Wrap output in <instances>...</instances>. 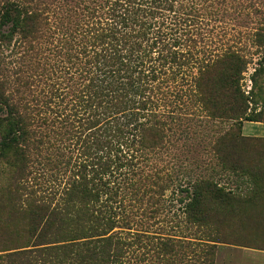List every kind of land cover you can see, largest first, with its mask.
<instances>
[{"label": "trees", "instance_id": "1", "mask_svg": "<svg viewBox=\"0 0 264 264\" xmlns=\"http://www.w3.org/2000/svg\"><path fill=\"white\" fill-rule=\"evenodd\" d=\"M39 2L0 0V157L20 222L3 264H175L192 238L206 251L223 241L212 222L228 207L264 210V138L242 133L264 123L251 97L264 96V0ZM251 15L262 58L247 95V38L219 25ZM196 116L216 122L207 153L220 169L183 182L162 155ZM218 172L252 187L224 189ZM170 188L186 194L187 225L163 234Z\"/></svg>", "mask_w": 264, "mask_h": 264}, {"label": "rangeland", "instance_id": "2", "mask_svg": "<svg viewBox=\"0 0 264 264\" xmlns=\"http://www.w3.org/2000/svg\"><path fill=\"white\" fill-rule=\"evenodd\" d=\"M39 1V4H51L53 2V0ZM235 17L237 18L234 20L232 18H224L219 25L220 27H228L226 36L220 32V29L216 30L215 33L218 34L220 32L222 37L226 39H234L237 32L245 34L244 37L247 39L243 38L242 48H244V53L251 61L247 72L244 73V89L248 95L252 87L250 76L254 68L257 67L256 64L262 58L261 53L254 54L257 47L251 44L248 34H251L254 28L257 27L259 20L253 15ZM4 52L6 55L9 54V51ZM15 53L11 54L13 56L10 57L11 60L14 59ZM257 93L259 94L258 91ZM257 93H252L251 97L254 95L253 97L257 100L255 105L256 112L259 113L261 111L264 116V105L262 103L264 96H261L263 95L261 94L262 92L258 96ZM213 121L199 116L194 117L193 121L184 122L179 120L180 127L177 126L175 128L173 146L169 147L168 151L162 155V159H169L172 154L176 157L173 162L178 167L177 175L181 181L193 182L200 175L208 177L210 174V170H207L209 169L208 165L217 171L220 169L215 159H212L211 155L207 153L212 145L213 137L218 135L213 134L216 129V122ZM222 126L225 125L222 124ZM260 144L263 146L264 142ZM13 175L14 170L10 164L0 157V264L5 263L6 252L4 250L13 247L20 237V222L18 221V213L14 205V196L9 199L6 198L7 187L12 182ZM212 178L224 189L237 193H246L252 187L249 180L245 177H232L218 172ZM173 192L174 189L172 188L166 192L164 211L160 216L161 222L157 226L158 229H162L163 234H174V232L184 230L182 228L187 225L181 222L185 215L182 209L183 204L179 200L183 199L186 194ZM243 205L233 204L226 209L224 217H217L213 220L212 223L221 228L223 240L221 243L214 244V248L206 251L205 246L198 245L201 240L192 238V243L197 245H193L189 253L184 243L183 253L175 257V264H264V210L260 205H254L253 208ZM152 229L154 230L155 228L153 227ZM191 233L193 234L194 230ZM26 237V235L23 236V238ZM191 237H197L196 233ZM207 244L213 243L208 242ZM151 258L152 262L150 264L163 263L162 261L158 263L153 254H151ZM131 264L136 263L132 261Z\"/></svg>", "mask_w": 264, "mask_h": 264}, {"label": "crops", "instance_id": "3", "mask_svg": "<svg viewBox=\"0 0 264 264\" xmlns=\"http://www.w3.org/2000/svg\"><path fill=\"white\" fill-rule=\"evenodd\" d=\"M242 133L247 137L264 138V123L246 122L243 124Z\"/></svg>", "mask_w": 264, "mask_h": 264}]
</instances>
